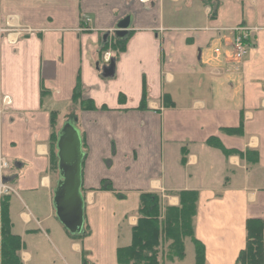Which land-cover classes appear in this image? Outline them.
Masks as SVG:
<instances>
[{
  "label": "crops",
  "instance_id": "crops-1",
  "mask_svg": "<svg viewBox=\"0 0 264 264\" xmlns=\"http://www.w3.org/2000/svg\"><path fill=\"white\" fill-rule=\"evenodd\" d=\"M127 16L118 54L116 39L104 38ZM240 26L257 31L237 63ZM110 60L115 76L104 78ZM77 86L76 101H93L94 111L77 110ZM55 113L59 126L78 119L86 154L89 235L78 240L53 208ZM1 156L16 191L12 231L32 239L33 251L23 242L24 264H45V252L58 257L49 264H119L141 195L157 194L164 217L183 192L199 196L202 264H237L247 223L264 221V0H0ZM184 250L161 264H197L191 239Z\"/></svg>",
  "mask_w": 264,
  "mask_h": 264
},
{
  "label": "trees",
  "instance_id": "trees-1",
  "mask_svg": "<svg viewBox=\"0 0 264 264\" xmlns=\"http://www.w3.org/2000/svg\"><path fill=\"white\" fill-rule=\"evenodd\" d=\"M126 41L113 40V48L121 53ZM107 46V45H106ZM81 88L77 86L74 100L79 99ZM81 99V98H80ZM78 111H94L95 105L91 100H79ZM146 101L143 102V104ZM74 118V117H73ZM57 114L51 117L50 155L51 171L58 174L56 157ZM103 185H105L103 183ZM103 189L111 190L110 186ZM198 194L183 192L180 194L179 208L166 209L164 217L161 211V199L157 194H142L138 210V224L132 230V244L117 251L119 264H161L163 259H183L185 241L191 239L196 247L197 264L204 260V247L194 238V221L198 210ZM10 218V196L0 200V264H24L21 259L23 242L20 236L12 231ZM247 245L241 253L237 264H264V221L251 220L246 225ZM89 235L88 230L81 237ZM4 243V244H3ZM167 253V256L165 254Z\"/></svg>",
  "mask_w": 264,
  "mask_h": 264
},
{
  "label": "water",
  "instance_id": "water-1",
  "mask_svg": "<svg viewBox=\"0 0 264 264\" xmlns=\"http://www.w3.org/2000/svg\"><path fill=\"white\" fill-rule=\"evenodd\" d=\"M132 26L131 16L122 19L114 31L107 33L121 42L128 39ZM104 78L115 76V61L110 60L102 68ZM56 157L58 160V180L54 190L53 208L57 220L71 237H81L86 233L85 197L83 195V166L86 154L83 138L78 128V119L65 121L57 132Z\"/></svg>",
  "mask_w": 264,
  "mask_h": 264
},
{
  "label": "built area",
  "instance_id": "built-area-1",
  "mask_svg": "<svg viewBox=\"0 0 264 264\" xmlns=\"http://www.w3.org/2000/svg\"><path fill=\"white\" fill-rule=\"evenodd\" d=\"M234 39L232 43L233 48V60L234 62L241 63L249 53L250 40L257 30L250 27L240 26L233 29ZM26 33H32L31 30L26 29ZM9 169V162L4 157H0V196H9L16 194L15 189L3 183L4 171Z\"/></svg>",
  "mask_w": 264,
  "mask_h": 264
},
{
  "label": "rangeland",
  "instance_id": "rangeland-1",
  "mask_svg": "<svg viewBox=\"0 0 264 264\" xmlns=\"http://www.w3.org/2000/svg\"><path fill=\"white\" fill-rule=\"evenodd\" d=\"M71 113H72V111L71 112H69L68 110H64V112H63V115H62V117H61V119H63V118H66V119H68L67 118V116H69V115H71ZM74 116H72V118H73ZM65 119V120H66ZM6 172V171H5ZM3 183L4 184H8L9 185V183H7V181L5 180V178H4V180H3ZM11 186V185H10ZM16 192V191H15ZM13 195V194H12ZM2 197H4V196H0V200L2 199ZM12 217H13V211H12ZM17 228H19L18 226H17ZM54 238V237H53ZM24 239L25 240H23V242L24 243H27V245H28V249H30L31 251H33V248H31L30 247V245H29V242L32 240L30 237H28V236H26V237H24ZM54 243H55V245H56V247L58 248V242H56V238H54ZM45 257V259L47 260L46 262H45V264H49V262H50V260H53V258H56L57 260H58V257H57V255L55 254V253H49V252H45V255H44ZM58 262H60V261H58Z\"/></svg>",
  "mask_w": 264,
  "mask_h": 264
},
{
  "label": "bare ground",
  "instance_id": "bare-ground-1",
  "mask_svg": "<svg viewBox=\"0 0 264 264\" xmlns=\"http://www.w3.org/2000/svg\"><path fill=\"white\" fill-rule=\"evenodd\" d=\"M4 244V243H3Z\"/></svg>",
  "mask_w": 264,
  "mask_h": 264
}]
</instances>
